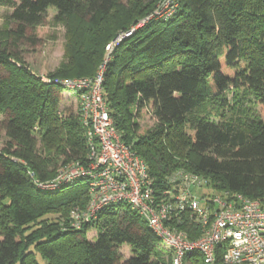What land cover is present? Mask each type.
I'll list each match as a JSON object with an SVG mask.
<instances>
[{
    "label": "trees",
    "instance_id": "obj_1",
    "mask_svg": "<svg viewBox=\"0 0 264 264\" xmlns=\"http://www.w3.org/2000/svg\"><path fill=\"white\" fill-rule=\"evenodd\" d=\"M160 1L137 0L123 9L128 19L111 38L137 25ZM115 5L116 0H0L10 25L0 39V131L7 137L0 151V264H161L160 238L128 204L101 211L105 219L90 240L86 232L99 219L76 229L66 218L88 202V178L48 190L29 175L31 170L34 178L48 181L69 163L87 167L77 101L53 79L94 72L80 59L74 73L63 69L46 82L19 63L10 47L17 42L35 47L38 28L54 9L57 22L70 16L85 22L94 35L92 55L97 45L101 54L109 39L100 35L101 27ZM172 5L166 19H148L113 49L103 82L111 119L121 140L145 161L157 198L176 191L169 178L182 172L204 179L193 189L196 196L202 190L198 198L228 191L264 207V0ZM229 90L237 97L251 95L258 113L250 116L239 107L229 116L221 113ZM208 103L216 106L218 118L205 111ZM140 115H152L161 128L139 132ZM53 214L64 217V224L50 220ZM168 224L190 239L201 232L187 209ZM124 244L131 249L128 258L121 253ZM186 260L204 264L198 252Z\"/></svg>",
    "mask_w": 264,
    "mask_h": 264
},
{
    "label": "built area",
    "instance_id": "obj_2",
    "mask_svg": "<svg viewBox=\"0 0 264 264\" xmlns=\"http://www.w3.org/2000/svg\"><path fill=\"white\" fill-rule=\"evenodd\" d=\"M172 4L173 0H161L137 25L117 33L106 45L102 62L92 75L53 79L75 92L79 119L85 129L88 164L83 167L69 163L48 181H39L33 173L29 175L38 187L48 190L74 178H88L89 199L82 210H71L72 228L91 226L108 205L124 202L146 220L160 244L171 252V264H185L193 252L199 253L204 264H264L261 203L228 191L198 198L193 189L201 186L203 179L182 172L169 178L176 191L166 190L165 197L157 198L145 161L121 140L106 105L104 73L113 49L148 19L170 16L174 11ZM43 80L49 82L46 77ZM186 209L201 228L194 239L168 224Z\"/></svg>",
    "mask_w": 264,
    "mask_h": 264
},
{
    "label": "rangeland",
    "instance_id": "obj_3",
    "mask_svg": "<svg viewBox=\"0 0 264 264\" xmlns=\"http://www.w3.org/2000/svg\"><path fill=\"white\" fill-rule=\"evenodd\" d=\"M136 1L137 0H116V5L111 10L108 17L104 20L101 27L102 34L100 35L109 34V39L104 43V49L101 50V54L99 50L100 48L97 45L98 49L95 51L96 55H92L93 51L90 43L93 41L91 38L94 35L91 33V30L85 22L81 21L77 16H70L64 21L57 22L54 20V16L56 14L54 9H50L48 11V19L45 25L38 28L40 42L35 47L24 45L23 42H17L11 46L10 49L17 52L19 63H23L28 66L33 72L41 75L42 77H48L50 74H54L63 69H68L69 72L74 73L78 69L77 61L80 59H83L85 69H87V67H91L92 72H95L106 53V45L109 41H111V37L119 30L120 25L128 19V15L124 10H128L130 7L137 5L138 2ZM8 13L9 10L6 7L0 6V39L2 38V33L6 31V29L10 28L7 21ZM98 55L102 56L101 60L100 58L98 59ZM93 56H97V58L94 60L91 59ZM63 93L67 96L70 95L73 98L75 97L74 90L71 88L65 87ZM240 96L241 97H237L232 90H229L226 93V100L223 104L224 110H221V113L229 116L232 113V110H234L233 108L237 107L238 109L239 107L245 109L250 116L256 115L259 108L253 103V101L249 100L251 95L243 97L242 94H240ZM73 100L75 101V99ZM65 102L67 103L68 101ZM73 103H76V101ZM205 111L214 118H218L217 115L219 112L217 111L215 105L210 103L206 104ZM136 123L138 124L139 132L161 128V126L159 127L158 121L152 115H140L139 118H136ZM6 140L7 137L5 136V132L0 131V151L3 149ZM59 170L60 168L55 170L51 179H54L59 174ZM29 172L34 174L31 170ZM201 191L197 193V196L201 194ZM73 208H80L79 210H82L84 207L75 206ZM72 214L73 213L70 210L66 217L68 218L67 220L70 226L74 221V219H72ZM105 216L106 215L101 214L98 225L90 227V229L86 232L88 239L93 240L95 238L97 232L100 230V224L104 221ZM48 218L61 224H64L65 221L64 217H59L57 214L50 215ZM156 251L158 253V257L161 258V264H170L171 254L168 249L162 246V244H158ZM121 253L124 258H128L131 255L130 246L126 244L122 245ZM154 257L158 259L156 256Z\"/></svg>",
    "mask_w": 264,
    "mask_h": 264
},
{
    "label": "water",
    "instance_id": "obj_4",
    "mask_svg": "<svg viewBox=\"0 0 264 264\" xmlns=\"http://www.w3.org/2000/svg\"><path fill=\"white\" fill-rule=\"evenodd\" d=\"M44 78V77H43Z\"/></svg>",
    "mask_w": 264,
    "mask_h": 264
}]
</instances>
